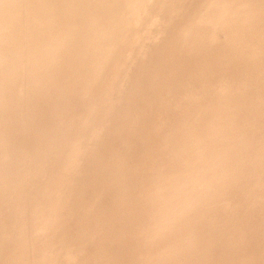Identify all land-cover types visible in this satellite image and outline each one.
Masks as SVG:
<instances>
[{
    "label": "bare ground",
    "instance_id": "6f19581e",
    "mask_svg": "<svg viewBox=\"0 0 264 264\" xmlns=\"http://www.w3.org/2000/svg\"><path fill=\"white\" fill-rule=\"evenodd\" d=\"M23 1L24 6L11 14L5 12V5L0 6V25L8 30L5 49L0 44V68L4 67L0 82L6 73L9 87H15L6 69L23 68L11 62L10 57L14 43L28 34L27 29L41 27L47 33L32 41L29 59L34 71L23 79H30L29 90L21 89L19 98L12 95L15 91L9 87L2 91L0 86V167L12 161L10 165L19 168L14 175L0 177V256L7 250L6 258L10 259L4 257L6 252L3 259L7 261L0 257V264L14 259L17 263L23 261L19 264H38L37 255L28 248L18 252L24 239L15 242L20 233L31 241L28 210L33 205V216H29L37 217L43 205L51 203L45 222L51 223L55 213L62 216L58 227L65 224V207H60L55 197L58 194L59 198H67L75 183L82 182L75 176L89 167L90 155L85 157L84 153L96 150L106 120L111 119V124L117 113L113 115V111L122 102L130 86L126 85L136 72L121 57L124 54L115 53L118 43H122L120 39L124 42L128 34L137 30L135 38L130 39L129 48L134 53L128 49L131 57L134 54L140 60L152 38H162L159 21L164 16L175 18L184 3L89 0L92 6L88 10L84 0ZM187 1L181 21L167 38H162L154 57L162 60L160 69H168L173 61L179 66H175L176 71L182 66V73L179 70L178 74L175 63L171 64L179 80L175 82L172 73L174 82L166 83L169 71L163 83L165 87L173 85L164 90L166 94L158 97L156 88L155 99L150 93L156 101L160 98L156 120L147 134L134 139L135 145L125 146L128 153L142 151L145 155L130 170L137 188L132 190L129 212L121 219L123 227L120 233L111 232L105 238L104 218L101 224L85 225L90 215L103 211V207L94 206V197L88 196L83 205L87 219L70 236L73 244L63 249L62 264H264L259 263L260 258L264 259V0ZM154 4L164 5L169 13L150 16ZM63 30L64 44L56 53L49 36ZM50 50L53 53L46 56ZM113 56L115 68L111 69L109 81L98 91H91L101 72L111 66L106 67ZM160 78L157 76V80ZM164 84L160 88L164 89ZM90 93L94 96L85 108ZM35 120L41 123L39 128ZM48 120L57 124L50 125ZM85 126L86 130L81 131ZM86 134L90 136L86 149L76 156ZM24 144L31 146L30 154L46 157L45 167L36 164L34 174L28 172L30 161L23 167L16 163L17 159L24 160ZM8 146L10 154H5ZM13 177L19 187L12 190L5 180ZM31 179L38 183H31ZM238 184L241 188L236 190ZM123 193L121 196L126 195ZM140 208L143 211L138 214ZM192 214L194 219H182ZM251 216L253 220L247 224ZM49 229L41 235H47ZM105 244L115 247L114 255L104 252L101 245ZM254 244H263V252H257L261 246ZM86 250L88 257L84 256Z\"/></svg>",
    "mask_w": 264,
    "mask_h": 264
},
{
    "label": "rangeland",
    "instance_id": "374dc122",
    "mask_svg": "<svg viewBox=\"0 0 264 264\" xmlns=\"http://www.w3.org/2000/svg\"><path fill=\"white\" fill-rule=\"evenodd\" d=\"M86 1L85 6L86 9L90 10L92 5H89L90 3H88L89 0H84ZM25 2L23 0H0V6L5 5L6 6V13L7 14H11L16 8H20L22 6H24ZM188 1L184 0L183 5L180 8V11L178 13V15L171 19H168V17H165L164 14L169 13V10L162 4H154L151 8H150V12L149 15L150 16H156V15H160V16H164L163 17V21L164 18L166 19L163 23V21H159L158 23V29H160L159 31L162 30V38H167L169 36V34L173 31V28L175 27V25L181 21L182 17H183V13L186 11V8L188 6ZM75 9V7H74ZM71 10H73V8H71ZM76 10V9H75ZM146 14V15H145ZM143 15V14H142ZM148 15V16H149ZM147 16V13H144V17ZM143 16H141L142 18ZM143 17V18H144ZM6 18V17H3ZM2 18V21H3ZM150 18V19H149ZM147 17L145 18L146 21ZM148 19L150 21L147 20V22L151 23L152 19L151 17H148ZM43 21L45 20V18L42 19ZM171 20V21H170ZM144 21V22H145ZM168 22V23H167ZM163 24V25H160ZM160 27V28H159ZM162 27V28H161ZM28 34L21 37L19 39L18 43H14L13 45V49H14V53L13 55L10 57L11 62L14 63H18L20 64L18 67H23V68H17V66H15L14 68H9L6 69L8 71V73L12 76V79L15 81V87L13 85V88L9 87V83L8 82V74H4V76L2 77V80L0 82V86H2V91L3 89H5L4 87H9L11 91H15L12 93V95H14L15 97H19L22 95L20 94L19 91L22 90H26L28 91L31 85H30V79L27 80V82H25L23 79L30 75L33 71H34V67L30 64V57H31V46H32V41L35 38V36L40 35V34H46L47 30L41 27H29L28 29ZM134 31V30H133ZM7 32L8 30L6 28H2V26L0 25V44H3V49H5V43L4 40H7ZM137 30H135V34ZM66 31H60V33H52L49 38L51 39V43L55 46V52H60L61 49V45L64 44L63 41H61L62 39V35L65 34ZM130 33V31H129ZM135 34H128L129 37L127 36V39L121 40L122 43H118L119 45L116 47L115 49V53L118 54H124L123 58H125V60L127 59V64L129 65V68L133 69V71H136L135 74H133V81L130 78V82H128L129 84L126 85V87H128L129 85V89L127 88V90H125V88H123L126 92V94H123V100L120 103V105H118L114 111H113V115L116 113V115H114L115 117L113 118L111 124L110 120H106V126L104 127V135L103 137L98 141H96V150L95 149H90L91 151L84 153L85 157L87 155H90L88 158V164L89 167L86 170H83L82 172H79L77 174V176H75L76 178H80L82 179V182L80 183H75V185L71 188L69 194L66 197H60L57 194L56 195V203L60 202V207L61 205L63 206L64 209V219H65V224L63 226H59L60 221L62 220V216L59 214H55L52 213L53 215L51 216V218H53V221L51 223H46L45 222V218L47 216V214L50 211V207H51V203H46L45 205H43V208L41 211H43L40 215L38 214L37 217H32L33 215L31 214L32 209L34 208V205L28 210L29 216L28 215V221L31 222L32 220V224L29 230V234H30V239L29 240H25V238H22V233H20L19 235L17 234L15 237V242L17 243L18 241H23V245H21L18 248V252H24L27 250V248L31 251V254H36L37 255V259H38V264H48V262L52 259V255H53V259L51 260V264H62V259L65 258V254L63 256V249H65V246L67 245V247L69 245H72L73 243L69 241L70 236L74 235L75 230L78 228V225H83V221L85 219H87L86 213L83 209V205H84V201L87 199L88 196H92L94 197V206L99 208V207H103L102 208V212L96 213V214H92L90 215L89 221L88 223L85 222L86 224H89L91 226H94L95 224L99 223L101 224V220L104 218L106 220L105 223V238H107V236H110L111 232H115V233H120L121 231V227H123V223H122V217L125 216V214H127L129 212V208H127V206H129V199L131 198V193L132 190H134L135 188H137V184L135 182L134 177L131 175L130 170L135 167L140 161H142L143 157H144V153L141 152H137V154H135L137 157H135L134 154L132 153H128L126 151L125 146H128L129 143L134 144V139L135 138H142L144 136V134H147V132L149 131L150 127L153 125L154 121L156 120V116L158 115V111H160V101L158 97L163 96L161 94L165 93L166 91H164L165 89H168L167 87H171V86H166V83L169 81H171V83L174 82L173 79L179 80L178 78L180 77V75H177V73L179 74V70L181 71V69H179L178 71H176V68L179 66L173 65V61L169 62L168 64V69H160L159 65L162 63V60H157L155 59V51L157 50V48L162 44L163 40L162 38L159 40H154L155 38H152V42H150V44H148V46L146 47V50L143 51L144 54V58L142 56L141 59H144V61L141 63V59L136 60V56L133 54V57H131L132 55H130L129 53L130 50L133 51V49L129 48L131 46V43L133 40V38H135ZM130 35H133L130 37ZM133 37V38H132ZM131 39V40H130ZM130 40V41H127ZM119 41V40H118ZM8 46V45H7ZM130 50H129V49ZM59 49V50H58ZM64 50H66V47L64 48ZM143 48L141 49L140 52H142ZM127 52V54H126ZM9 51L5 52L6 56L9 57ZM53 53L52 50L45 53L46 56H51V54ZM134 53V51H133ZM146 54V57H145ZM130 55V56H129ZM128 57H130L128 59ZM133 58V59H132ZM130 64H129V60ZM114 60V56L111 59V63L106 66L108 69L104 70L103 72H101V74L99 75V77L97 78L93 88L91 89V91H98V89L100 88V86H102L103 84L107 83L109 80V76L111 75L112 71L111 69L115 68V64L113 63ZM165 60V59H163ZM134 61V62H132ZM113 63V64H112ZM134 63V65H133ZM141 63V64H138ZM165 63V61H163V64ZM136 64V65H135ZM175 67H173L172 65ZM134 66L133 68L131 66ZM139 67H136L138 66ZM141 65V66H140ZM170 66H172V70H169L171 68H169ZM105 67V68H106ZM173 68L175 69V74L173 73ZM177 68V69H178ZM3 70V68H0V70ZM138 69V70H137ZM166 70V72H165ZM170 71V80L169 78H165L166 74L169 73ZM172 71V72H171ZM174 74L175 77L171 74ZM182 73V71H181ZM177 75V76H176ZM157 76L161 77L160 80H157ZM169 77V76H167ZM165 78L166 79V83L164 84L163 82H165ZM168 79V80H167ZM173 80V82H172ZM240 81H243V79L240 77L239 78ZM46 81V80H45ZM45 81H42L45 82ZM132 83V84H130ZM164 84L162 88H160V86L162 84ZM175 84V83H174ZM169 85V84H168ZM159 86V87H158ZM21 87V88H20ZM157 88V89H156ZM158 88H160L161 90L159 91L160 93L157 94L158 92ZM155 89L157 90V92L155 91ZM44 90V89H43ZM154 92H156L155 94L158 95L157 97V101L156 96L154 95ZM163 91V92H161ZM93 93V92H92ZM90 93L89 95V102H87L85 108L88 107V105L90 104V100L93 98V94ZM153 97L155 98H151L152 94ZM166 94V93H165ZM164 94V95H165ZM160 95V96H159ZM150 103V105L153 106V104L155 103L156 108L148 105V103L146 104L144 99ZM143 99V100H142ZM144 101V102H143ZM153 101V102H152ZM140 104V105H139ZM158 104V105H157ZM136 105V106H135ZM147 105V106H145ZM1 106V105H0ZM51 105H49L47 108H49ZM114 108V107H113ZM149 110H148V109ZM153 108V109H152ZM160 108V109H158ZM155 109V111H154ZM149 111L148 113L146 112ZM153 110V111H152ZM155 112V114H154ZM155 115L153 117V115ZM66 113H63L61 115L62 118L65 117ZM135 115V117H134ZM140 115V116H139ZM149 116V118L146 117ZM134 117V118H133ZM137 117V118H136ZM133 118V119H132ZM145 118V119H144ZM97 117L95 118V121H97ZM130 119V120H129ZM132 120V121H131ZM139 120V121H138ZM146 121V122H145ZM147 121H148V125H147ZM34 123H37V127H40V122L39 120H35ZM48 124H57L54 121L48 120L47 122ZM76 123V121H74V124ZM138 123V124H137ZM46 127H44V129H47V125ZM144 124L146 126H144ZM142 125V126H141ZM141 126V127H140ZM143 127V128H142ZM86 126L82 130H86ZM145 128V129H144ZM144 129V132L142 133ZM252 130V129H250ZM78 129L75 128L74 132H77ZM73 132H71L72 134ZM143 134V136H141ZM87 135V134H86ZM140 136V137H139ZM90 136L87 135V137H85V139L83 141H81V145L78 147L77 149V153L76 156H81L83 154V152L86 149V145L88 143ZM41 140H44V138L40 137ZM80 139V137H79ZM42 142V141H41ZM25 148L23 149V154H24V160L23 162L20 160H16V163L19 165H21L22 167L26 165V163L28 161H30L32 163V167H30L28 169V172L31 174H34L37 172V170H34L36 168V164L37 166L39 165L41 168H44L46 165V157H41L40 155H36L34 156L33 152L30 154L31 151V146L29 144H24L23 145ZM9 146L5 149V154H10V149H8ZM95 150V151H93ZM88 151V150H87ZM202 153V152H200ZM248 157L250 159V152L248 153ZM21 156H23L21 154ZM136 159V160H135ZM135 160V162H134ZM252 160V159H251ZM133 161V162H132ZM12 162V161H11ZM10 163H7L6 165L0 167V177H6L8 175H14L16 174V172L19 170V168L15 169V167L11 166ZM227 161H225L226 163ZM133 165H132V164ZM204 163V162H203ZM202 163V164H203ZM228 163V162H227ZM252 163L255 164V162L252 161ZM200 165V164H199ZM249 165H253V164H249ZM71 168V167H69ZM82 170V168H81ZM80 170V171H81ZM130 173V174H129ZM69 178H67L66 183H68ZM74 180H72L73 182ZM17 178H12L10 180H5V184L12 187V190L15 188L17 189L19 187V185H17ZM31 183L37 184L38 180H34L31 179L30 180ZM238 188H236V190H239V188H241V184H238L237 186ZM119 188H124V190L119 191ZM125 193V196H121V193ZM123 193V194H124ZM179 195H182V193H180ZM183 196V195H182ZM1 197H5L4 195H1ZM124 197V198H123ZM123 198V199H122ZM126 198V200H125ZM122 199V201H121ZM44 204V203H42ZM121 205V206H120ZM119 209V210H118ZM6 211V210H5ZM143 210L140 208L138 211V214L140 212H142ZM55 212V210H54ZM141 214V213H140ZM113 215H115L113 217ZM193 215V216H192ZM189 217H183V220L186 219H194V215L192 214ZM2 217L5 218V214L1 215ZM7 216V215H6ZM30 217V218H29ZM32 217V218H31ZM255 218V216H253ZM3 218V220H4ZM113 218V219H112ZM244 217V219L242 218V220L245 222H243V224H246V219L248 218L250 220H253L252 216L251 217ZM117 223V224H116ZM28 224V223H27ZM249 224V222L247 223ZM30 226V223H29ZM111 226V227H110ZM47 228H50L48 230L47 235H41V232H43L44 230H46ZM53 228V230H52ZM33 232V234H32ZM84 239V238H83ZM84 244L86 243V239H84L82 241ZM257 243H261L260 241H258ZM27 244V245H26ZM26 245V246H25ZM255 247L260 248L257 252L262 253L263 252V248L262 245L260 244V246H256V244H254ZM104 249V252L106 254L114 255V251H115V247L113 248V246L110 245H101ZM34 247V251L32 250V248ZM248 248V247H246ZM245 249V248H244ZM243 249V250H244ZM249 249L245 250L248 253H251V251H248ZM7 250L3 251L2 254V260L4 261V259L6 258V256L9 254ZM56 252V253H55ZM6 253V255H5ZM86 253V254H85ZM50 254V255H49ZM85 254V255H84ZM84 256L88 257L89 255V250H86L84 252ZM3 255H5L4 259H3ZM9 258V257H8ZM6 258L7 260L10 261V259ZM49 258V259H48ZM5 259V261H7ZM13 258H11L12 260ZM48 259V260H47ZM110 259H112L110 257ZM115 258H113L112 260H114ZM212 260V258H211ZM259 260H261L259 263L263 262L264 259L260 258ZM13 261V262H12ZM11 262L14 263L15 259L12 260ZM18 260L15 261V264L17 263ZM46 261V262H45ZM10 262V263H11ZM19 262H23L20 261ZM19 262L17 264H19ZM9 263V264H10ZM11 263V264H12ZM214 264V263H213Z\"/></svg>",
    "mask_w": 264,
    "mask_h": 264
}]
</instances>
